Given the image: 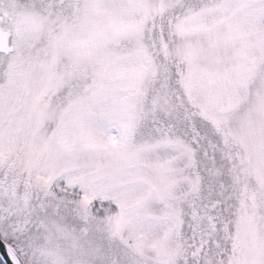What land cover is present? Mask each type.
<instances>
[{
	"label": "snow or ice",
	"instance_id": "obj_1",
	"mask_svg": "<svg viewBox=\"0 0 264 264\" xmlns=\"http://www.w3.org/2000/svg\"><path fill=\"white\" fill-rule=\"evenodd\" d=\"M0 264H264V0H0Z\"/></svg>",
	"mask_w": 264,
	"mask_h": 264
}]
</instances>
